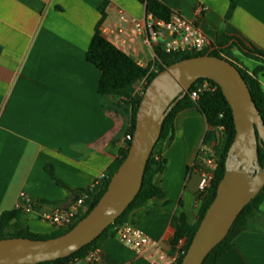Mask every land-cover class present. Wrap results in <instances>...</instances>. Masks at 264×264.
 <instances>
[{
	"label": "crops",
	"instance_id": "crops-1",
	"mask_svg": "<svg viewBox=\"0 0 264 264\" xmlns=\"http://www.w3.org/2000/svg\"><path fill=\"white\" fill-rule=\"evenodd\" d=\"M157 1L171 13L196 20L211 44L223 33L264 51V0H239L229 19L230 0ZM104 2L103 37L141 67L155 61L132 26L146 14L136 0H0V216L16 210L24 192L37 206L34 215L22 217L35 235L59 231L39 214L74 205L78 193L106 177L126 146L123 100L98 93L101 72L86 60ZM200 7L204 10L198 14ZM231 54L249 74L259 65L236 48ZM258 81L264 94V70ZM211 134L197 108L180 111L172 138L160 147L166 166L154 184L163 195L129 215L130 223L164 249H172L174 217L184 215L190 225L196 221L199 164L214 148ZM68 264L151 263L108 237L95 253ZM217 264H264V200Z\"/></svg>",
	"mask_w": 264,
	"mask_h": 264
},
{
	"label": "water",
	"instance_id": "water-1",
	"mask_svg": "<svg viewBox=\"0 0 264 264\" xmlns=\"http://www.w3.org/2000/svg\"><path fill=\"white\" fill-rule=\"evenodd\" d=\"M190 52L194 54L193 50ZM199 79L210 80L221 89L236 130L215 198L181 262L202 264L225 239L242 209L264 186V166L260 168L258 164V147H264L263 119L236 67L209 53L170 65L148 84L136 113L126 158L89 214L69 232L56 238L0 240V264L54 262L97 239L139 193L145 166L159 140L164 120Z\"/></svg>",
	"mask_w": 264,
	"mask_h": 264
},
{
	"label": "trees",
	"instance_id": "trees-1",
	"mask_svg": "<svg viewBox=\"0 0 264 264\" xmlns=\"http://www.w3.org/2000/svg\"><path fill=\"white\" fill-rule=\"evenodd\" d=\"M136 1L145 5L146 14H152L155 17L163 20H168L171 15V12L168 10V8L159 3L157 0ZM238 1L239 0H230L226 19L230 18ZM105 6L106 2H104L100 8L101 18L94 30L91 42L86 51V60L101 72V77L98 84V93L102 96H116L123 100L121 108L128 116V126L125 130L126 136H130L132 138L135 127L136 113L143 97V95L136 93L135 86L140 81L145 79L146 85L143 89L144 94L148 84L153 80V78L170 65L185 59L203 56L207 53H209L210 56L225 59L236 67L244 79L251 93L252 99L264 122V94L258 81V74L264 70V51L259 50L254 46H247L238 39H234L223 33H220L210 47L204 49L202 52H194V54H192L190 51L165 54L160 49H155V61L149 63L145 67H141L130 56L122 52L103 37L100 26L106 17L104 11ZM233 48H236L242 55L256 61L259 64L251 74L238 66L231 54V50ZM204 81L210 84L212 87L211 90L202 92L199 95L198 100L193 102L189 97L190 92L195 89L197 84ZM191 107L198 109V111L205 117L208 126L212 130L211 140L215 143L212 150L215 159V168L212 172L213 178L209 187L204 191H199L196 196L197 200L201 202L196 216V221L190 225L188 224L184 215H180L172 219V228L174 229V236L170 241L172 249H175L178 243L181 240H184V254L180 256L176 262V264H181L182 259L186 254L207 209L215 198L217 186L224 174L227 154L236 134L232 112L221 92V89L215 83L207 79L197 80L196 83L190 88L187 95L168 113L166 119L164 120L159 140L156 143L155 148L145 166L141 189L134 200L128 205L126 210L111 225H109L97 239L83 247L81 250L67 258L42 264H68L87 258L100 248L105 239L108 237H114L116 227L126 223L128 221L129 215L133 211L141 208L154 197H162V190L156 187L154 184V177L157 174L162 173L166 166V160L161 155L160 147L167 137L170 139L172 138L171 134L173 129V121L176 115L180 111ZM221 128L222 130H220ZM217 132L222 134V138L219 143H217L215 139V134H217ZM129 145L130 141H127L126 146L120 149L118 158L112 163L107 171L106 179L101 180L91 189L77 194V199L85 196L83 201V207L85 209L72 226L59 230L50 236L43 237L35 235L24 226L22 217L26 214L16 209L1 214L0 240L10 238L46 240L59 237L69 232L80 220L87 216L99 202L100 198L107 190L110 178L126 158ZM258 164L260 168H263L264 147L260 146L258 147ZM263 200L264 186L262 187L259 194L242 209L225 239H223V241H221L207 255L202 264H217L218 260L232 248V238L236 234L247 229L249 221L258 215L260 205Z\"/></svg>",
	"mask_w": 264,
	"mask_h": 264
},
{
	"label": "built area",
	"instance_id": "built-area-1",
	"mask_svg": "<svg viewBox=\"0 0 264 264\" xmlns=\"http://www.w3.org/2000/svg\"><path fill=\"white\" fill-rule=\"evenodd\" d=\"M203 10L200 7L197 10L198 14ZM119 19L125 22L126 17L123 12L119 13ZM132 26L136 34L141 37L143 44L153 52L155 49H160L165 54L183 53L191 50L202 52L211 46V41L201 30L197 21L188 20L178 13H171L168 20L159 19L152 14H145L143 19L133 20ZM122 32L123 29H118V33ZM142 82L146 85L145 79ZM144 87L136 93L143 95ZM211 88L208 82H201L190 92L189 97L193 102H196L202 92L210 91ZM131 139L130 136L125 137L126 142L131 141ZM207 155L199 164V191L206 190L213 178L212 172L215 168V159L213 153H208ZM104 179H106L105 175H101L95 185ZM84 198L85 196L77 199L75 204L68 209H54L51 212H42L38 218L53 229L62 230L68 228L78 220L84 211H82ZM36 207V203L29 196L24 192L20 193L17 210L22 211L26 215H34ZM114 237L135 254L145 257L151 264H176L179 257L184 254L182 241L178 243L175 249H164L159 243L151 240L141 229L129 221L116 227Z\"/></svg>",
	"mask_w": 264,
	"mask_h": 264
},
{
	"label": "rangeland",
	"instance_id": "rangeland-1",
	"mask_svg": "<svg viewBox=\"0 0 264 264\" xmlns=\"http://www.w3.org/2000/svg\"><path fill=\"white\" fill-rule=\"evenodd\" d=\"M145 86V84L140 81L136 86H135V91H140L142 90V88ZM221 138H222V134L220 132H217V134H215V139H216V142L219 143L221 141ZM215 144V143H214ZM212 154L213 152L212 151H208L207 154ZM208 157V155H207Z\"/></svg>",
	"mask_w": 264,
	"mask_h": 264
}]
</instances>
